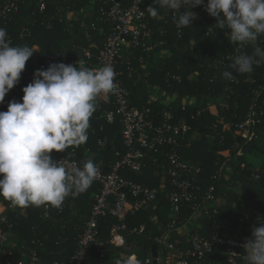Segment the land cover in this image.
I'll use <instances>...</instances> for the list:
<instances>
[{
	"label": "trees",
	"instance_id": "1",
	"mask_svg": "<svg viewBox=\"0 0 264 264\" xmlns=\"http://www.w3.org/2000/svg\"><path fill=\"white\" fill-rule=\"evenodd\" d=\"M36 2L37 0H20L16 10L1 25L7 29L13 46L28 45L36 47L38 51L26 61L25 69L14 86L18 90L6 94L5 101L0 104V111L7 110L10 100L21 99L22 88L33 80L34 70L42 68L47 56L66 47L71 51L68 64L83 62L91 68L103 47L102 23L97 20L96 13L97 0H52L48 2L44 12H38ZM169 11L159 9L157 18L150 16L153 39L163 41L153 52L161 51L164 57L152 67L137 60H133L130 66L125 63L120 65L124 85L130 93V107L150 108L154 122H159L162 113L169 109L174 113L175 120L180 117L187 120L191 131L186 137L182 153L189 163L200 168L198 183L202 188L214 183L212 175L225 156L230 155L226 170L216 184L217 190H221L223 203L210 220L234 231L238 221L235 205L242 203L245 211L249 210L244 222V234L247 235L257 221L264 219V64L254 66V71L250 74L234 73L235 79L230 83L223 78L222 72L232 60L226 59V55L233 53L237 45L229 42L225 34L228 30L216 29V26L210 27V23L195 20L193 25L184 28L182 38L178 40L175 27L165 23ZM76 12H81L83 16L75 19L65 16ZM161 27L167 31L164 36L158 34ZM104 29H107L106 26ZM79 39L83 42L81 47ZM257 44L264 47V36L259 37ZM86 48L89 49L90 56L85 55ZM242 50L251 53L252 45L245 46ZM147 53L143 52V55ZM205 54L210 58L225 59V66L215 69L216 76L200 67L205 62ZM77 66L79 67V63ZM195 71L199 75L192 76ZM173 75L179 76L180 81L174 79ZM229 83L232 91L224 92L223 88ZM149 87H161L168 93V100H150L152 89ZM201 99L203 102L208 100V103L199 104ZM111 107L109 98H98L96 111L90 118L87 141L78 147L66 148L64 152L74 148L83 161L89 158L94 162L101 160L105 170L118 160L125 153L120 125L117 120L109 123L103 117L104 111ZM248 113L252 114L254 122L237 128L236 125L244 122ZM218 119L220 123H217ZM100 139L105 141L102 147L98 144ZM235 143L238 146L236 149L241 150V155L235 154ZM254 157L260 158L258 164L251 161ZM151 170L144 169L141 173L121 170L120 173L135 182L161 187L162 176H154ZM255 173L259 177L252 179ZM238 182H241L240 186ZM98 188V184L93 182L86 192L73 199L67 197L60 209L50 205L47 210L44 209L45 205L7 209L5 212L13 222L11 231L17 241L16 246L22 240H27L30 244L31 239L36 238L39 239L37 252L44 262L67 261L76 249L78 235L90 213L93 196ZM0 201L7 207L11 204L2 196ZM168 213V203L160 196L157 205L142 207L136 214L128 215L126 223L128 227L145 223L144 234L134 238L145 247L154 244L159 248L155 237L169 221ZM114 222L115 219L110 215L101 216L98 220L99 239L110 249L112 244L108 242L109 233ZM7 230V226L0 223V234ZM109 251L118 252V248ZM159 254L163 257L161 251ZM215 256L220 255L214 253L209 258L215 260ZM221 261L224 263L222 256Z\"/></svg>",
	"mask_w": 264,
	"mask_h": 264
},
{
	"label": "built area",
	"instance_id": "2",
	"mask_svg": "<svg viewBox=\"0 0 264 264\" xmlns=\"http://www.w3.org/2000/svg\"><path fill=\"white\" fill-rule=\"evenodd\" d=\"M19 1L0 0V27L6 23L9 14L16 10ZM50 1L52 0H37L38 12H44ZM97 1V20L103 26H101L103 47L96 56V63L91 68L111 64L116 72L117 88L107 97L112 107L104 111L103 117L109 123L118 121L125 153L120 155L119 159L107 170L104 169L101 160L95 162L99 167V175L93 182H96L99 188L93 196L90 213L85 218L78 235L76 249L67 261L44 262L37 252L39 239L36 238L31 239V245L27 240H22L20 245L16 246L17 241L11 231L13 222L5 212L7 209L14 210L15 206L10 204L5 207L2 204L0 223L5 224L8 230L0 234V264H95L96 262L115 264L117 259L127 256H135L141 264H227L232 253H235L233 264H242L244 254L242 244L245 238L251 236V232L244 234V222L249 215V210L245 211L242 203L235 205L238 221L234 231L230 227L223 228L219 223L210 220L212 215L218 213V208L223 203L221 190H217L216 184L222 172L226 170V165L231 159L230 155L225 156L212 175L214 183L202 188L198 183L200 168L189 163L182 153L186 137L191 131V125L187 120L184 117L175 120L174 113L169 109L162 113L159 122H154L150 108L130 107V93L124 85L120 65L125 63L130 66L133 60L144 64L146 55H143V52H151L163 43L162 40L153 39L150 27L151 17L147 11H144L152 0H143V3L138 5L137 0ZM183 10L182 6L181 11ZM193 11L197 14L195 20H202L205 24L210 23V27L215 26V18L205 11L204 6H196ZM165 23L175 27L178 40L182 38L185 27L176 28L172 11L166 14ZM166 33L163 27L159 29V36H164ZM138 51L142 53L139 54ZM84 53L90 56L89 51H84ZM236 54L235 50L226 55V59H231ZM70 56V49L65 47L47 56L42 68L46 69L54 61L68 64ZM204 58L205 62L201 63L200 67L213 72L214 76H216L215 69L226 64L225 59L220 57L210 58L208 54H205ZM197 75H199L198 71L192 74V76ZM172 77L180 81L179 76L173 75ZM166 81L168 82V79ZM233 81L229 80L230 83ZM230 83L225 85L224 92L232 91ZM156 88L162 89L161 87ZM17 90L18 88L13 87L11 93ZM107 98L99 97L103 100ZM149 99L160 100L153 89ZM201 100L202 104L208 103V100L204 102L203 99ZM250 122L254 121L252 114L248 113L246 120L236 127L241 128ZM217 123H220V119ZM104 143V140H98L101 147ZM237 147L235 143V154L241 155L242 152L240 149L237 150ZM51 155L54 160L62 159L69 164L80 165L83 162L74 148L64 153L53 150ZM144 169H152L154 176H162L161 187L135 182L120 173L121 170L141 173ZM258 177L259 174L255 173L252 179ZM240 183H237L238 186ZM160 196L168 203L169 221L155 237L159 248L156 247L157 257L154 263L152 245L145 247L134 238V236L144 234L145 223L128 227L126 219L128 215L136 214L142 207L157 205ZM68 198L73 199L72 196ZM44 209L47 210L48 205H45ZM106 215L115 219L110 228L108 242L112 244L111 249L118 248V252H110L111 249L102 244L98 236V220ZM128 240L142 244L145 247V255L139 256L133 252ZM160 251L163 257L159 254ZM214 253L220 256H215V260H211L209 257ZM175 254L178 256L175 257ZM221 256L224 258V263L221 261Z\"/></svg>",
	"mask_w": 264,
	"mask_h": 264
},
{
	"label": "clouds",
	"instance_id": "3",
	"mask_svg": "<svg viewBox=\"0 0 264 264\" xmlns=\"http://www.w3.org/2000/svg\"><path fill=\"white\" fill-rule=\"evenodd\" d=\"M142 3L137 0V5ZM196 6H204L215 18L216 29H227L229 42L237 45L223 78L234 80V73L250 74L254 66L264 64V47L257 44L264 36V0H152L144 11L157 18L159 9L170 10L173 23L181 29L193 25ZM248 45H252L251 53L242 50ZM34 50L28 45L13 46L7 29L0 27V104L18 83ZM78 63L53 62L34 70L21 99L10 100L7 110L0 111V196L15 207L60 209L67 197L86 192L99 175V167L90 158L78 165L51 155L53 150L64 152L87 141L97 99L107 98L117 88L111 64L89 68ZM242 248L243 264H264V219L252 226ZM234 256L227 264H233ZM115 264L141 262L127 256Z\"/></svg>",
	"mask_w": 264,
	"mask_h": 264
},
{
	"label": "crops",
	"instance_id": "4",
	"mask_svg": "<svg viewBox=\"0 0 264 264\" xmlns=\"http://www.w3.org/2000/svg\"><path fill=\"white\" fill-rule=\"evenodd\" d=\"M67 15H69V19H75L76 17H81L83 16V14L81 12H76V13H67ZM79 44H80V47L83 46V42H82V39H79ZM36 48V47H34ZM36 53H37V48L36 50H34ZM85 51H89V49H85ZM164 57V53L159 51V52H148L147 55H146V61L145 63L147 64L148 67H152V66H155L156 63L161 60L162 58ZM13 89V88H12ZM11 89V90H12ZM149 89H153L154 90V93L156 94V96L160 99V100H163V101H166L168 100V93L166 91H164L163 89H158V88H152V87H149ZM11 90L7 93H11ZM202 101H198V103L200 104ZM0 206L3 208L2 206V203H0Z\"/></svg>",
	"mask_w": 264,
	"mask_h": 264
},
{
	"label": "water",
	"instance_id": "5",
	"mask_svg": "<svg viewBox=\"0 0 264 264\" xmlns=\"http://www.w3.org/2000/svg\"><path fill=\"white\" fill-rule=\"evenodd\" d=\"M128 243L132 245L133 252H135L139 256L145 255V247L142 244L132 241V240H128ZM151 252H152V256L154 258V263H155L156 257H157V251H156V246L154 244L151 246Z\"/></svg>",
	"mask_w": 264,
	"mask_h": 264
},
{
	"label": "rangeland",
	"instance_id": "6",
	"mask_svg": "<svg viewBox=\"0 0 264 264\" xmlns=\"http://www.w3.org/2000/svg\"><path fill=\"white\" fill-rule=\"evenodd\" d=\"M64 15V14H63ZM65 16H68L67 14H65ZM33 55H36V52L34 51L33 52ZM263 145V144H262ZM259 160H260V158H258V157H254V158H252V162L253 163H255V164H258V162H259ZM0 203H2L1 201H0ZM3 204V203H2ZM4 205V204H3ZM5 207H7L6 205H4ZM15 208V207H14ZM2 210V207L0 206V211Z\"/></svg>",
	"mask_w": 264,
	"mask_h": 264
}]
</instances>
